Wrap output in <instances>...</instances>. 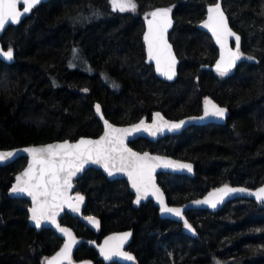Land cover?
Instances as JSON below:
<instances>
[{"label": "trees", "instance_id": "16d2710c", "mask_svg": "<svg viewBox=\"0 0 264 264\" xmlns=\"http://www.w3.org/2000/svg\"><path fill=\"white\" fill-rule=\"evenodd\" d=\"M135 13L110 0H50L1 38L15 62L0 60V149L99 137L107 120L129 125L155 112L172 120L203 113L213 100L229 111L224 125H195L179 136L131 146L189 160L195 175L159 174L169 204L182 205L223 184L264 185V0H221L241 36L242 61L231 72L208 70L218 49L198 25L218 0H135ZM157 7L173 9L170 40L181 60L177 81L161 80L147 63L144 19ZM20 157L0 167V264H47L63 240L29 223L31 203L10 196ZM86 196L87 226L65 214L61 223L83 238L71 264H264V203L240 199L217 213L190 211L184 224L162 219L153 202L134 206L125 180L90 169L76 182ZM133 231V259L106 262L94 243ZM92 241V244L89 242ZM69 264V261L62 263Z\"/></svg>", "mask_w": 264, "mask_h": 264}, {"label": "snow or ice", "instance_id": "6c2138e0", "mask_svg": "<svg viewBox=\"0 0 264 264\" xmlns=\"http://www.w3.org/2000/svg\"><path fill=\"white\" fill-rule=\"evenodd\" d=\"M23 2L25 7L23 11L18 10V3ZM40 0H0V30H3L6 24L19 23L20 18L24 13L29 12L35 7ZM114 8L120 11L128 9L134 10L135 4L132 0H113ZM170 8L158 9L151 13L152 20L149 21V33L145 36V40L148 42V55L150 59L156 61L157 71L168 79H172L175 75V57L171 53V46L167 43L165 34L167 29L171 27ZM209 16L208 22L204 24V27L210 28L213 35L216 36L217 42L221 44L222 48H226L227 36H235V51L227 49L228 60L225 63L224 57H221V63H224V67L221 64H217V70L221 75L231 67L235 59L239 58L240 37L236 36L228 29L227 20L221 10L220 5L217 3L214 7L208 9ZM0 55L7 57L11 60L13 52L11 49L6 52L0 53ZM164 61V66L161 67V62ZM209 105L211 110H209ZM97 112H99V105L96 106ZM226 109L217 107L212 104L211 101H205V116L211 115L224 118ZM159 117V113H157ZM203 119V117H201ZM162 119V118H160ZM107 124V122H105ZM184 122L181 121L178 124L169 125L167 121L163 126L169 128H179ZM109 131L105 133V136L100 140H84L81 139L76 144L62 143L56 145H50L43 148H30L25 149L32 156V164L28 170L23 172L21 176H17V184L12 188L14 193H27L32 197L33 203L36 205L32 208V219L35 221L36 226L39 227L42 219L50 220L51 223L56 224L57 211L65 204L69 202L67 196L68 190L71 188L72 177L77 172L81 171L86 163L102 164L108 171L109 175H112L114 171L126 172L129 178L132 180V187L136 189L137 199L139 203L141 198H145L151 191L152 195H155L157 200L161 203L162 210L164 212L173 213L176 216H181V209L170 208L164 205L162 193L155 187L152 182V172L155 167L161 164L164 167L173 168H186L188 171L192 170L190 164H181L171 160H164L160 157H149L147 153L140 155L135 152H131L124 146V137L133 131H140L144 129L151 131L152 135L156 134V131L162 130V127L156 125L147 126L142 121L140 124L135 125L131 129H118L112 125H107ZM14 155L12 152H0V161H3ZM159 161V163H154ZM243 192L245 189H232L225 186L219 190L220 193L227 194L229 192ZM257 199L264 201V188H260L257 192L252 193ZM216 194L213 193L212 196ZM77 201L82 202L83 197L77 196ZM222 199V197H221ZM196 203H207L211 207H216V201L209 197L204 201H196ZM73 208V211H79L78 205H69ZM89 222L98 226V221L93 217L87 218ZM186 227L191 228L185 222ZM59 231L68 236L69 243L64 245L63 250L57 254L52 260L47 261V264H59V261L68 259L70 261V253L72 244L75 242V238L67 228H62L58 224L56 225ZM131 233H125L121 237H113L111 239L119 240L123 242ZM107 243V242H106ZM104 252V249H101ZM106 258L113 256H122L125 259L131 260L133 257L127 255L121 251V245L117 244L113 248L105 252Z\"/></svg>", "mask_w": 264, "mask_h": 264}, {"label": "water", "instance_id": "95a60500", "mask_svg": "<svg viewBox=\"0 0 264 264\" xmlns=\"http://www.w3.org/2000/svg\"><path fill=\"white\" fill-rule=\"evenodd\" d=\"M50 0H40V2L33 7L29 12L24 13L21 18H20V22L19 23H9L6 24L3 30H0V53L2 52H6L7 48L4 47V45L1 42V38L3 37L4 33L7 31V29L11 26L13 27H17L19 25H21L32 13L33 9L37 8L38 6H40L42 3H46L49 2ZM220 7L221 10L224 13V16L226 17L227 20V25H228V29L234 33L236 36L240 37V41H239V46H240V52H239V58L235 59L233 65L231 67L228 68V70L225 72H231L234 71L238 65L241 63L242 61V54H241V36L239 35V33H237L230 25L229 22V18L227 13L224 10L223 4L221 0H218L217 2ZM217 3L212 4L208 7H214ZM25 7V4L23 2L18 3V10L23 11V8ZM166 8H170V7H157L155 9H153L150 14L144 19V24H145V31L143 34V43L145 46V52H146V56H147V63L149 65H152L154 67L155 73L156 75L163 81L165 82H169V83H174L175 81H177L178 79V75H179V67H180V63L181 60L178 57L176 50L174 48L173 43L170 40V34L172 33L174 26H175V18H174V12L173 9H171L170 12V19H171V27H169L167 29V32L165 34V38L167 40V43L171 46V53L172 55L175 57V75L172 79H168L166 76L162 75L161 72L157 71V67H156V61L154 59H150L149 55H148V42L145 40V36L148 35L149 33V21L152 20V16L151 13L158 10V9H166ZM207 9V15L206 18L198 25L199 29L206 32L213 40L214 45L216 46V48L218 49V58L215 62L214 65L212 66H206L205 68L208 70H214V71H218L217 70V64H221V67H224V63H221V57H224V61L225 63L228 60V53H227V49H231L232 51H235V36H227V43H226V48H222L221 44L217 42L216 36L213 35V32L211 31L210 28L204 27V24L206 22H208V16H209V12ZM12 50V49H11ZM13 52V57L11 60L7 59V57H4L2 55H0V60L7 63V64H13L15 62V52L14 50H12ZM164 66V61L162 60L161 62V67ZM219 72V71H218ZM207 101H211L212 104H215L217 107L220 108H224L226 109V113L223 119L219 118V117H215V116H205V105H204V110L203 113L200 115H193V116H188L182 119H178V120H172L167 118L163 113L161 112H155L151 118V120H147L146 118H143L141 120H139L136 123L133 124H129V125H116L113 124L112 122H110L109 120L106 119V117L103 114L102 108L99 105V112H97L96 110V106L94 107L95 113L97 118L102 122L103 125V133L96 138L93 137H81L76 141H70V140H65V141H55V142H51V143H46V144H38V145H29V146H24V147H18V148H13V149H0V152H12L14 153V155H12L11 157L0 161V167H6L10 164H12L13 162H15L17 159H19L20 157H26L28 159V163L26 165V167L19 172L17 176H21L23 172L27 171L29 166L32 164V156L28 151H25V149H30V148H43V147H48L50 145H56V144H62V143H70V144H76L78 143L81 139L84 140H100L102 137L105 136V133L109 131L107 125L110 124L112 125L114 128H118V129H131L133 128L135 125L140 124L142 121L144 122L145 125L147 126H151V125H156L157 127H162V130H158L156 131L155 135L151 134V131H146L144 129H141L140 131H133L130 134L126 135L124 137V146L127 149H130L131 152H135L138 153L140 155H144L145 153L148 154L149 157H160L161 159L164 160H171L177 163H181V164H190L192 166V170L188 171L186 168H173V167H164L162 164L158 167H155L154 171L152 172V182L155 184V187L159 189L160 193H162V198L164 201V205L170 207V208H179L181 209V216H176L173 213H169V212H164L162 210V205L159 202V200H157L155 195L151 194V191L149 192V194L145 197V198H141L140 202L137 203L136 199H137V192L136 189L132 187V180L129 178V176L127 175L126 172H119V171H114L112 175H109L108 171L103 167L102 164H95V163H86L83 167V169L79 172L76 173L75 176L72 177L71 180V188L68 190L67 196L69 198V202L65 203L58 211L56 214V224L51 223L50 220L47 219H42L40 221V225L39 227L36 226L35 221H33L32 219V208L35 207L36 205L33 203L32 197L27 195V193H14L12 192V188L16 186L17 184V180L15 178V181L12 184V187L10 189V196L13 198H19V199H25L28 200L31 203V206L29 208V223L31 225V227L35 228L37 231H42L44 229H50L52 231H54L56 233V235L61 238L63 240V244L61 249L59 250L58 253H60L63 248L64 245L69 243V238L68 236L64 235L63 233H61L59 231V228H57V224L62 227V228H67L71 233L72 236L75 238V242L72 244L71 247V253H70V260L73 256V254L77 251V249L80 247L83 238L79 237L76 232L74 231V229L70 226L64 225L61 223V218L67 213L69 215H71L74 218H78L80 219V221L87 225V226H93L94 224L89 222V220L87 219L88 217H93L96 221L97 218L92 216V215H86L84 213L86 204H87V200H86V196L81 193L78 192L76 190V182L81 179L84 174L90 170V169H96V170H101L104 175L107 177L108 180L110 181H115V180H125L130 189L131 192L134 195V206L135 207H140L143 204H147L149 202H153L154 205L159 209V214L160 217L162 219H169L178 223H182L185 225V222H187V224L189 225V221L187 218V213L190 211H196V210H200V211H209L212 213H217L220 210H222L226 205H228L229 203L235 201V200H240V199H246V200H253L259 203H264V201H261L259 199H257V197L255 195H253L252 193L257 192L260 188H264V185L258 187V188H249L243 185H229V184H223L220 185L218 187H215L213 189H211L209 192H207L204 196L196 198V199H192L182 205H172L169 204L168 199H167V195L166 192L164 191V189L160 186L159 182H158V175L159 174H171V175H185V176H189V177H193L196 173L195 171V164L192 161L189 160H183V159H178L169 155H163V154H158V153H154L151 151H139L135 148H133L131 146V143L134 141H137L139 139H146L149 140L151 142H158L161 139H164L165 137L168 136H179L181 135L185 130H187L188 128L195 126V125H207V124H218V125H224L227 123V120L229 118V111L227 108L225 107H221L220 105H218L216 102H214L213 100H207ZM209 110H211V106L209 105ZM157 113H159V117L162 118H158L157 117ZM203 117V119L201 118ZM167 121V123L169 125L171 124H178L181 121H183L184 123L179 127V128H169L167 126H163L164 122ZM107 122V124L105 123ZM154 163H159V161H155ZM225 186H227L228 188H232V189H245V191L243 192H229L227 194L224 193H220L219 190L222 188H225ZM215 193V196H212V194ZM77 196H82L83 197V201H77L76 197ZM209 197H212L213 200L216 201V207L213 208L211 207L210 204L207 203H196V201H204L209 199ZM222 197V199H221ZM78 205L79 206V211H73V208L69 205ZM186 227V225H185ZM187 229H190L188 227H186ZM125 233H131V235L124 240L123 242L119 241V240H114L111 239L113 237H121L123 236ZM133 231H128V232H121V233H114L111 235H108L107 237L104 238V240L102 241L101 244H96L94 243V246L97 248V250L100 253V256L106 261V262H124L126 259L122 256H113L110 259L106 258L105 252H107L109 249L113 248L115 245L120 244L121 245V251L126 253L127 255L131 256L130 251L127 249L129 244L131 243V237H132ZM107 242V243H106ZM90 244H92V241L89 242ZM101 249H104L105 251L102 252ZM57 253V254H58ZM57 254L54 256L56 257ZM53 257V258H54ZM69 261L68 259H63L61 261H59V264L65 263Z\"/></svg>", "mask_w": 264, "mask_h": 264}, {"label": "rangeland", "instance_id": "374dc122", "mask_svg": "<svg viewBox=\"0 0 264 264\" xmlns=\"http://www.w3.org/2000/svg\"><path fill=\"white\" fill-rule=\"evenodd\" d=\"M110 1H111L112 5H113V0H110ZM132 2L135 4V9L134 10H131V9L125 10L126 12L135 13L137 11V2L135 0H132Z\"/></svg>", "mask_w": 264, "mask_h": 264}]
</instances>
